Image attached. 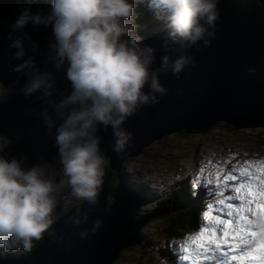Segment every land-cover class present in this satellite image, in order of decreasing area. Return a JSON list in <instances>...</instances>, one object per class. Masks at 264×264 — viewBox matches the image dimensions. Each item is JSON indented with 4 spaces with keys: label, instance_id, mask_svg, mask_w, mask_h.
Masks as SVG:
<instances>
[{
    "label": "clouds",
    "instance_id": "clouds-1",
    "mask_svg": "<svg viewBox=\"0 0 264 264\" xmlns=\"http://www.w3.org/2000/svg\"><path fill=\"white\" fill-rule=\"evenodd\" d=\"M32 4L33 0H26L9 25V47L16 49L12 59L22 61L12 71L28 77L19 89L21 95L27 99L40 93L45 100L41 115L50 135L55 129L62 174L57 179L45 164L25 167L22 159H9L3 153L13 141L0 135V248L7 253L30 252L56 223L62 201L99 203L105 175L99 126L111 127L112 148L118 156L133 147L134 134L123 125L142 107L158 103L157 94H168L160 73L170 71L179 80L187 66L195 67L189 50L200 42L211 47L221 18L219 0H48L46 12H33ZM140 5L147 6L166 33L165 54L156 69L152 67L156 49L144 43L136 22ZM29 24L51 30L48 59L70 85L58 102L51 99L54 73L40 71L32 57L24 59V40L31 38L23 30ZM172 52L177 53L175 58ZM105 210L110 212L111 207ZM69 219L73 226L82 223L79 218ZM102 226L97 217L91 233ZM256 227L264 231V221L258 218ZM88 234L80 232L82 239Z\"/></svg>",
    "mask_w": 264,
    "mask_h": 264
},
{
    "label": "water",
    "instance_id": "water-1",
    "mask_svg": "<svg viewBox=\"0 0 264 264\" xmlns=\"http://www.w3.org/2000/svg\"><path fill=\"white\" fill-rule=\"evenodd\" d=\"M22 6H26V0H0V84L9 92L0 100V134L13 141L8 150L13 157L31 161L35 154L47 159L57 147L55 129L50 135L41 115L46 106L44 98L40 93L27 99L21 95L19 89L28 77L12 71L22 61L12 59L16 49L9 47V25ZM48 6V0H33L32 11L46 12ZM219 8L221 18L211 47H203L200 42L199 47L189 50V54L195 56V67L187 66L179 80L170 71L160 73V83L169 89L168 94H157L158 103L142 107L123 125L134 134L133 147L118 156L112 148L111 127L105 130L99 126L97 134L106 159L99 203L90 206L80 201L65 209L53 224L52 232L30 255L0 258V264H110L120 249L140 242L138 234L146 218L136 216V209L140 201L149 199L140 195L136 182L126 177L121 179L122 161L138 155L148 143L163 135L204 128L213 121L222 120L234 128L264 127V0H255L251 8L229 6L226 0H219ZM23 32L31 38L24 40V59L32 57L40 71L54 73L51 99L58 102L68 94L70 85L64 72L56 71L48 59L51 30L29 24ZM140 35L144 43L156 49L152 67L158 68L165 54L162 42L166 34ZM170 55L175 58L177 53ZM111 171L115 172L116 180L109 187ZM107 206L111 207L110 212L105 210ZM70 217L79 218L82 223L73 226ZM97 217L103 220V226L92 234ZM84 230L89 233L86 239L80 236Z\"/></svg>",
    "mask_w": 264,
    "mask_h": 264
},
{
    "label": "rangeland",
    "instance_id": "rangeland-1",
    "mask_svg": "<svg viewBox=\"0 0 264 264\" xmlns=\"http://www.w3.org/2000/svg\"><path fill=\"white\" fill-rule=\"evenodd\" d=\"M226 4L233 5L229 0H226ZM143 6L145 9H142V5L138 7L141 11L145 10L152 15L147 6ZM139 19L140 16L138 21ZM151 22L152 18L149 17L137 24L145 32L166 34L162 30L161 33L150 32L148 25ZM5 96L6 90L0 85V100ZM3 155L9 159L13 157L7 150ZM23 161L25 167L40 163L38 160ZM43 161L50 174L58 179L62 173L57 154H53L49 161ZM249 161L252 162L251 165L246 164ZM260 161H264V127L261 125L230 128L222 121H213L204 128L192 129L187 132L175 131L148 143L138 155L127 158L121 163V168L123 167L125 172L123 179L125 180L126 177L127 180L136 182L140 195L149 198L138 203L143 206L137 210L138 214L135 215L143 217L154 205L155 199L161 200L170 193L174 194L175 203L182 201V186L186 183H189L190 188L198 186L199 192L206 197L205 202L200 204L204 207L202 210H198L199 203L197 202L192 226L177 238L168 236L166 230H172L174 227L166 225L167 217H144L146 219L138 234L140 242L123 247L118 257L110 264H169L170 259L163 255L164 250L157 251L155 246L164 247L171 255L179 252L181 245L189 243L193 236L201 230L202 224L205 225L203 214L206 211L216 210L221 198L230 191L229 187L226 192L223 178L230 173L238 175L239 171L245 167H251L255 172ZM119 175H121V171H119ZM232 183L229 182V186ZM67 192L68 190L65 189V196ZM79 202L71 198L67 202L62 201L57 212ZM209 205H212L213 208L209 209ZM172 211L177 214L175 219L178 220L174 224L185 225L188 218L186 205L179 206ZM50 232H52V228L49 230ZM49 233H46L45 236ZM37 243L39 241L34 242V246ZM16 253L25 256L28 252L18 251Z\"/></svg>",
    "mask_w": 264,
    "mask_h": 264
},
{
    "label": "snow or ice",
    "instance_id": "snow-or-ice-1",
    "mask_svg": "<svg viewBox=\"0 0 264 264\" xmlns=\"http://www.w3.org/2000/svg\"><path fill=\"white\" fill-rule=\"evenodd\" d=\"M223 180L226 192L230 187L235 195L227 194L215 212L203 214L207 226L193 237L191 247H182V260L189 264L209 260L215 264H264V231L258 232L256 227L258 218L264 221V161L255 172L245 167L238 175L230 173ZM229 182L233 183L229 186Z\"/></svg>",
    "mask_w": 264,
    "mask_h": 264
},
{
    "label": "trees",
    "instance_id": "trees-1",
    "mask_svg": "<svg viewBox=\"0 0 264 264\" xmlns=\"http://www.w3.org/2000/svg\"><path fill=\"white\" fill-rule=\"evenodd\" d=\"M229 2H231L234 5L242 6L244 8H251L255 4V0H245V1L229 0ZM136 12L138 13V17L140 16L139 21L146 20L149 17L152 18V21L154 19L153 16L148 15L147 12L141 11V9L139 7H137ZM139 21L137 19V22H139ZM139 30H143V29L140 28ZM6 95H7V91H6ZM224 124L226 126L232 128V126L230 124H227V123H224ZM179 131L182 132V130H179ZM7 152H8V150H7ZM52 157H53V155L50 156L49 159L46 160V161H49ZM129 158H131V157H129ZM37 160L40 161L41 164H44V161L42 159H37ZM37 160H34V161H37ZM105 167H106V159H105ZM123 169L124 168L121 169V176H123V175L125 176V172L123 171ZM110 176H111L110 177V181H112V180L115 181L116 180V174H115L114 171H111ZM188 184L189 183H186L185 185L182 186V201H180L178 203H175L174 194L170 193L168 196H166L165 198H163L161 200L155 199L154 205L151 206L149 208V210L143 215V217L153 216L154 218L167 217L166 225L169 224V227H174V228L172 230H166V229L165 230L167 231L168 236L173 237V238H177L178 235H182L183 233L186 232V230H188L192 226V221L194 219V215H195L196 209H197V202L200 205V203L205 201V198H206L203 194H201L199 192L198 186H196V185L192 186V188L195 187L194 191H193L192 188H190L188 186ZM182 205H186V210H187V214H188V218L186 220V224L185 225H182V224L175 225L174 223L178 222V220L175 219L177 217V214L175 212H173L172 209H175V208H177L179 206H182ZM142 206L143 205H140L136 210H139L140 207H142ZM199 207L202 208L201 205ZM63 210L64 209H61V210H58V212H56L57 217L61 214V212ZM52 228H53V226H52ZM42 240H40L39 243H37L33 247V250L35 248H37L38 245H40V242ZM155 249L157 251L164 250L163 255L166 256V257H169V259L172 258V255L169 254L168 251L166 249H164V247L155 246ZM31 251L28 252L27 255H29L31 253ZM27 255H25V256H27ZM25 256H22V255H20V254H18L16 252L7 253V252H4L2 248H0V257L21 258V257H25Z\"/></svg>",
    "mask_w": 264,
    "mask_h": 264
},
{
    "label": "bare ground",
    "instance_id": "bare-ground-1",
    "mask_svg": "<svg viewBox=\"0 0 264 264\" xmlns=\"http://www.w3.org/2000/svg\"><path fill=\"white\" fill-rule=\"evenodd\" d=\"M142 9H145V7H144L143 5H142ZM139 32H140V33H146V34H152V33L145 32V31H143V30H139ZM6 91H7V94H8V93H9L8 90H6ZM237 128H238V127H237ZM171 133H172V132H171ZM53 154H57V151H54L50 156H52ZM50 156H49V157H50ZM49 157H48L47 159H42L41 155H39V154H35V159H32L31 161H30L28 158H23V157H19V159H22V160H25V161H28V162H33L34 160H37V159L48 160ZM121 179H123V176H121ZM123 180H124V179H123ZM70 207H71V206H70ZM68 208H69V207H68ZM66 209H67V208H66ZM64 210H65V209H64ZM64 210H63V211H64ZM63 211H62V212H63ZM62 212H61V213H62ZM52 230H53V228H52ZM50 233H51V232H50ZM50 233H49V234H50ZM49 234H48V235H49ZM46 236H47V235H46ZM120 250H121V249H120ZM119 253H120V251L118 252V254H119ZM118 254L116 255V257H115L114 259H116V258L118 257ZM29 255H30V254H29ZM27 256H28V255H27ZM27 256H25V257H27ZM0 258H11V257H0ZM21 258H24V257H21ZM114 259H113V260H114ZM113 260H112V261H113ZM112 261H111V262H112Z\"/></svg>",
    "mask_w": 264,
    "mask_h": 264
},
{
    "label": "flooded vegetation",
    "instance_id": "flooded-vegetation-1",
    "mask_svg": "<svg viewBox=\"0 0 264 264\" xmlns=\"http://www.w3.org/2000/svg\"><path fill=\"white\" fill-rule=\"evenodd\" d=\"M113 184H114V181L112 180V181H110V183H109V187H112L113 186Z\"/></svg>",
    "mask_w": 264,
    "mask_h": 264
}]
</instances>
